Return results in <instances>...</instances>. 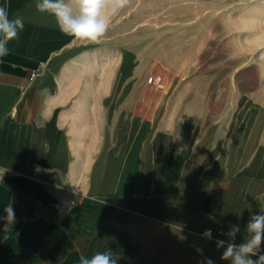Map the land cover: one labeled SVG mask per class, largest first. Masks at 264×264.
Returning a JSON list of instances; mask_svg holds the SVG:
<instances>
[{
  "label": "crops",
  "instance_id": "0c3cea01",
  "mask_svg": "<svg viewBox=\"0 0 264 264\" xmlns=\"http://www.w3.org/2000/svg\"><path fill=\"white\" fill-rule=\"evenodd\" d=\"M37 2L0 0L25 23L0 62V217L11 201L16 213L0 220V264H78L109 250L118 264H229L215 240L237 224L236 242L247 238L254 207L229 212L220 125L150 122L130 145L127 115L77 114L63 69L78 49Z\"/></svg>",
  "mask_w": 264,
  "mask_h": 264
},
{
  "label": "rangeland",
  "instance_id": "374dc122",
  "mask_svg": "<svg viewBox=\"0 0 264 264\" xmlns=\"http://www.w3.org/2000/svg\"><path fill=\"white\" fill-rule=\"evenodd\" d=\"M74 45L78 51L63 70L77 114L98 119L105 108L110 123L127 115L130 145L150 122L220 125V173L230 178L220 187L228 188L229 212L238 205L258 212L264 0H129L99 43ZM152 76L161 79L149 83ZM224 200L221 189V205Z\"/></svg>",
  "mask_w": 264,
  "mask_h": 264
},
{
  "label": "clouds",
  "instance_id": "9594fccd",
  "mask_svg": "<svg viewBox=\"0 0 264 264\" xmlns=\"http://www.w3.org/2000/svg\"><path fill=\"white\" fill-rule=\"evenodd\" d=\"M128 2L129 0H38L35 8L40 13L53 16L64 35L81 42L99 43L109 30L113 18ZM24 27L22 16L12 17L7 4L0 6V62L11 53L8 45L19 39V33ZM3 212L0 220L5 225H13L16 222L14 202L4 206ZM245 229L247 238L239 243L236 242L237 234L241 232L239 224L220 233L227 237L226 240H215L217 248L223 249L220 258L229 264H264V209L250 214ZM202 236L213 239L212 229H205ZM4 239L7 240L8 236L5 235ZM78 264H118V259L111 250L97 251L90 257L81 254ZM205 264L215 262L208 258Z\"/></svg>",
  "mask_w": 264,
  "mask_h": 264
},
{
  "label": "built area",
  "instance_id": "2783aa9c",
  "mask_svg": "<svg viewBox=\"0 0 264 264\" xmlns=\"http://www.w3.org/2000/svg\"><path fill=\"white\" fill-rule=\"evenodd\" d=\"M35 76V74H33V77ZM160 77H157V76H152L149 78V83H158L160 81ZM4 172H3V169H2V166L0 164V182L2 181L3 177H4ZM213 232V231H212ZM203 234V233H202Z\"/></svg>",
  "mask_w": 264,
  "mask_h": 264
}]
</instances>
